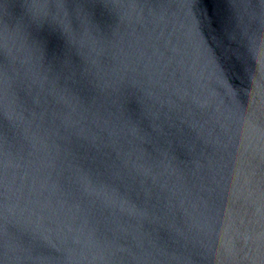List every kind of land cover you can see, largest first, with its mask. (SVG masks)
Segmentation results:
<instances>
[{
    "label": "water",
    "instance_id": "95a60500",
    "mask_svg": "<svg viewBox=\"0 0 264 264\" xmlns=\"http://www.w3.org/2000/svg\"><path fill=\"white\" fill-rule=\"evenodd\" d=\"M0 264H264V0H0Z\"/></svg>",
    "mask_w": 264,
    "mask_h": 264
}]
</instances>
